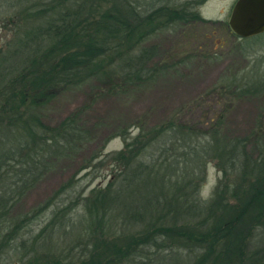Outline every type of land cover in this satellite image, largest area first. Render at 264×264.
Segmentation results:
<instances>
[{
	"label": "trees",
	"instance_id": "obj_1",
	"mask_svg": "<svg viewBox=\"0 0 264 264\" xmlns=\"http://www.w3.org/2000/svg\"><path fill=\"white\" fill-rule=\"evenodd\" d=\"M204 1L19 3L10 17L17 34L0 57V111L8 116L0 122V262L13 251L19 264H264V129L246 139L227 136L225 112L205 132L141 123L134 135L121 128L116 135L125 147L105 156L116 164V177L82 197L78 255L56 251L49 241L64 222L77 226L67 217L74 202L30 235L25 229L43 208L22 216L11 209L52 168L54 148L74 153L89 141L86 107L56 127L45 125L36 111L62 90L91 82L119 95L144 85L152 54L145 42L168 28L207 22L197 9ZM252 37L260 41L264 33ZM233 75L218 87L226 97L264 92L258 69ZM210 162L217 163L220 176L205 197Z\"/></svg>",
	"mask_w": 264,
	"mask_h": 264
},
{
	"label": "rangeland",
	"instance_id": "obj_2",
	"mask_svg": "<svg viewBox=\"0 0 264 264\" xmlns=\"http://www.w3.org/2000/svg\"><path fill=\"white\" fill-rule=\"evenodd\" d=\"M42 1L49 0H0V57L5 56L3 52L17 34L15 18L10 17L21 9L19 3L26 6ZM184 1L175 0L176 3ZM236 1L205 0L197 9L207 22L181 24L149 38L144 46L152 54L146 62L148 78L144 85L119 95L102 92L100 86L91 82L62 90L36 111L45 125L56 127L71 113L86 107L83 121L89 141L74 153L69 149L60 153L54 148L52 168L16 197L11 208L15 215L43 208L25 229L26 235L38 233L56 210L74 202L77 207L70 209L67 217L77 226L64 222L62 228L57 227L51 233L49 241L53 249L67 255L81 252L83 242L77 239V234L83 236L82 197L89 195L93 187L106 186L116 177V164L105 156L125 147V139L116 135L121 128L132 130L134 135L141 123L147 128L184 125L205 132L225 112L222 133L227 136L246 139L252 131L264 129V92L230 98L218 90L229 74L255 69L264 73V38L240 39L229 26ZM6 67L12 69V64ZM8 72L11 76L12 70ZM2 117L7 122L8 116L0 111V122ZM4 134L7 138L11 131L6 130ZM178 134L182 136L180 131ZM219 171L216 162L205 166L203 196L213 194ZM69 182L73 183L72 187L56 195ZM0 264H19V254L12 251Z\"/></svg>",
	"mask_w": 264,
	"mask_h": 264
},
{
	"label": "water",
	"instance_id": "obj_3",
	"mask_svg": "<svg viewBox=\"0 0 264 264\" xmlns=\"http://www.w3.org/2000/svg\"><path fill=\"white\" fill-rule=\"evenodd\" d=\"M228 23L241 38L264 33V0H237Z\"/></svg>",
	"mask_w": 264,
	"mask_h": 264
}]
</instances>
